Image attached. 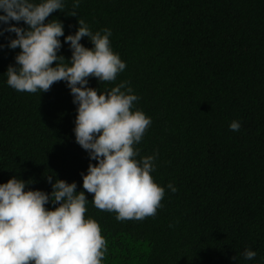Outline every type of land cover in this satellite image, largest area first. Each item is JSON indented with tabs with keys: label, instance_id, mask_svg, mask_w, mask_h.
Masks as SVG:
<instances>
[{
	"label": "trees",
	"instance_id": "16d2710c",
	"mask_svg": "<svg viewBox=\"0 0 264 264\" xmlns=\"http://www.w3.org/2000/svg\"><path fill=\"white\" fill-rule=\"evenodd\" d=\"M63 3L46 21L64 25L58 55L71 60L64 40L78 19L93 33L111 30L126 68L114 82L90 78L88 86L103 94L128 82L139 97L132 110L152 120L137 159L158 154L151 175L165 189L163 207L141 221H118L85 192L86 218L107 241L102 264H264V0ZM15 38L0 35V184L17 177L33 181L26 191L50 194L46 176L54 175L53 183L84 191L81 173L97 162L76 142L78 106L64 81L35 94L8 86V67L21 51L7 47ZM81 43L94 47L87 37ZM232 121L240 122L238 132L230 131ZM246 250L256 257L246 260Z\"/></svg>",
	"mask_w": 264,
	"mask_h": 264
},
{
	"label": "clouds",
	"instance_id": "9594fccd",
	"mask_svg": "<svg viewBox=\"0 0 264 264\" xmlns=\"http://www.w3.org/2000/svg\"><path fill=\"white\" fill-rule=\"evenodd\" d=\"M75 0L73 8L79 7ZM63 0H0V24L23 22L27 29L11 25L0 31L15 33L7 47L19 48L16 66L8 67L7 84L18 92H48L55 83L64 81L77 107L76 142L89 153L87 174L81 173L84 191L47 175L52 192L27 190L33 181L13 177L0 184V264H102L107 241L98 222L86 218L88 199L101 211L116 213L118 221L155 217L163 207L165 189L151 173L157 155L137 159L139 144L152 124L140 110L133 111L139 97L132 94L128 82H122L101 94L88 86L90 78L100 84L111 83L126 68L111 47L110 29L93 33L83 19L78 30L68 35L72 57L66 61L58 55L63 47L64 25L59 20L47 22L54 12H62ZM68 16L76 17V11ZM89 38L94 45L86 48L81 40ZM0 45V48H3ZM55 64V67L53 65ZM239 121H232L230 131L238 132ZM168 188L175 193L171 184ZM51 203L54 210L46 205ZM58 205V206H57ZM257 253L246 250L243 256L252 260ZM233 259H237L234 257Z\"/></svg>",
	"mask_w": 264,
	"mask_h": 264
}]
</instances>
